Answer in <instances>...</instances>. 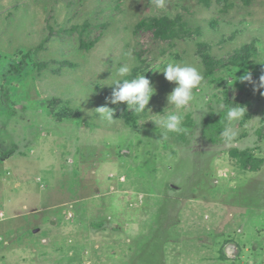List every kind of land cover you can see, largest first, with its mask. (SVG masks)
<instances>
[{
    "label": "rangeland",
    "instance_id": "obj_1",
    "mask_svg": "<svg viewBox=\"0 0 264 264\" xmlns=\"http://www.w3.org/2000/svg\"><path fill=\"white\" fill-rule=\"evenodd\" d=\"M153 17L172 39L138 28ZM173 61L203 77L185 108ZM140 75L148 110L109 102ZM262 75L264 0H0V264H264Z\"/></svg>",
    "mask_w": 264,
    "mask_h": 264
},
{
    "label": "clouds",
    "instance_id": "obj_2",
    "mask_svg": "<svg viewBox=\"0 0 264 264\" xmlns=\"http://www.w3.org/2000/svg\"><path fill=\"white\" fill-rule=\"evenodd\" d=\"M155 3L157 7L164 6V0H155ZM126 55L128 56L129 61H131L132 53L128 52ZM130 72L131 63L126 62L117 68L116 75L124 77ZM162 72L164 73L167 81L174 82L177 85L167 96L168 104L173 105L175 109L187 107L194 99L193 90L197 89L201 84L203 79L201 73L195 67L175 61L167 63ZM241 79L252 82L250 73H246ZM112 85H115L116 87L112 91L109 102L111 104L126 102L128 108L134 106V111L137 114H140L147 109L146 106L155 92V89L151 86L149 79H147L145 75H140L130 80H117ZM259 87L264 88V75L259 78ZM99 109V116L109 122L114 120V109H110L108 107H101ZM243 114V108L227 106V119L229 121L242 118ZM155 124L165 130V137L169 132L180 133L185 130L182 127L183 114H177L176 112L164 114L163 118L156 121ZM221 135L226 142H231L235 139L236 132L231 128H226Z\"/></svg>",
    "mask_w": 264,
    "mask_h": 264
},
{
    "label": "trees",
    "instance_id": "obj_3",
    "mask_svg": "<svg viewBox=\"0 0 264 264\" xmlns=\"http://www.w3.org/2000/svg\"><path fill=\"white\" fill-rule=\"evenodd\" d=\"M138 28L152 30L154 38L161 41L172 39V32L174 30L173 23L164 17L144 19L138 23Z\"/></svg>",
    "mask_w": 264,
    "mask_h": 264
},
{
    "label": "crops",
    "instance_id": "obj_4",
    "mask_svg": "<svg viewBox=\"0 0 264 264\" xmlns=\"http://www.w3.org/2000/svg\"><path fill=\"white\" fill-rule=\"evenodd\" d=\"M142 198V197H141ZM137 201V200H136ZM131 202H135V201H131ZM136 203H138V202H136ZM39 220H41V221H45V223L44 222H42V223H40V224H48V222H46V220H44L43 218H39ZM35 231H37V229H34L33 230V232L35 233ZM33 233V234H34ZM77 240V239H76ZM76 240H75V242H74V245L73 246H71V247H69L71 250L70 251H68L67 253H69V254H71L70 256H72L74 253H76V254H79V255H81V256H84L85 254H84V251H85V248H84V246H81L79 249L78 248H74V247H78L76 244H83L84 245V242L83 241H77L76 242ZM42 241H47L46 239H42ZM86 245L85 246H88V243L86 242L85 243ZM20 249H21V247H19ZM23 250V249H22ZM88 262L87 261H84L82 264H87ZM69 264H71V262L69 263Z\"/></svg>",
    "mask_w": 264,
    "mask_h": 264
},
{
    "label": "built area",
    "instance_id": "obj_5",
    "mask_svg": "<svg viewBox=\"0 0 264 264\" xmlns=\"http://www.w3.org/2000/svg\"><path fill=\"white\" fill-rule=\"evenodd\" d=\"M0 216H1V214H0ZM67 216L70 217L71 216V213H67Z\"/></svg>",
    "mask_w": 264,
    "mask_h": 264
}]
</instances>
